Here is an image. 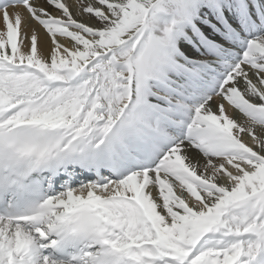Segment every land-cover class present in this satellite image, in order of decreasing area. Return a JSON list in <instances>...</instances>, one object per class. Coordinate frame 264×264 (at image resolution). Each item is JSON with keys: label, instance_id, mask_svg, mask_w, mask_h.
<instances>
[{"label": "snow or ice", "instance_id": "1", "mask_svg": "<svg viewBox=\"0 0 264 264\" xmlns=\"http://www.w3.org/2000/svg\"><path fill=\"white\" fill-rule=\"evenodd\" d=\"M0 264H264V0H0Z\"/></svg>", "mask_w": 264, "mask_h": 264}, {"label": "bare ground", "instance_id": "2", "mask_svg": "<svg viewBox=\"0 0 264 264\" xmlns=\"http://www.w3.org/2000/svg\"><path fill=\"white\" fill-rule=\"evenodd\" d=\"M41 35L43 36V31L41 30Z\"/></svg>", "mask_w": 264, "mask_h": 264}]
</instances>
